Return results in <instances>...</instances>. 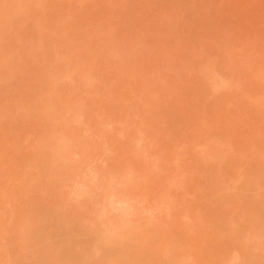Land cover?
<instances>
[{
    "label": "rangeland",
    "instance_id": "1",
    "mask_svg": "<svg viewBox=\"0 0 264 264\" xmlns=\"http://www.w3.org/2000/svg\"><path fill=\"white\" fill-rule=\"evenodd\" d=\"M0 264H264V0H0Z\"/></svg>",
    "mask_w": 264,
    "mask_h": 264
}]
</instances>
